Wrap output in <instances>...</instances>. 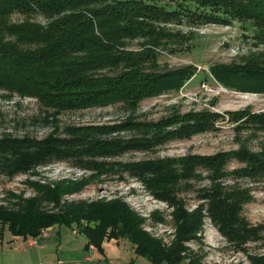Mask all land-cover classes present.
<instances>
[{
    "label": "trees",
    "instance_id": "obj_1",
    "mask_svg": "<svg viewBox=\"0 0 264 264\" xmlns=\"http://www.w3.org/2000/svg\"><path fill=\"white\" fill-rule=\"evenodd\" d=\"M234 21L249 22L250 30L264 41V0H0V92L35 98L48 122L66 111L112 104L135 111L143 100L178 91L200 72L191 66L158 68L156 48L172 44L171 50L178 49L176 42L183 36L169 26L157 30L155 25L188 22L197 27ZM135 40H146L150 46L136 50L131 47ZM248 57L239 64L211 66L210 72L204 71L205 79H216L231 90L264 92V54ZM224 115L211 109L176 111L157 122L131 119L117 126H68L65 136L57 130L44 137L3 133V176L36 174V168L55 161H70L92 174L47 183L28 180L34 192L31 196L8 191L0 203V227L14 235L38 237L53 225L75 226L85 234L88 245L101 252L105 239L128 238L136 253L153 264H206L187 243L199 239L207 218L232 241L259 237L242 215L244 203L252 199L250 189L236 180L264 179V150L241 145L215 154L127 162L113 159L217 130ZM227 115L264 129V111ZM128 129L141 133L129 138L113 136ZM233 162L244 165L229 170ZM203 173L210 184L198 192L201 204L188 211L180 191L192 188V181L202 179ZM111 174L136 178L156 199L175 207L172 241L150 233L144 227L147 219L123 197L69 199L89 185L91 178ZM229 178L235 181L226 185ZM159 220L164 221L163 217Z\"/></svg>",
    "mask_w": 264,
    "mask_h": 264
},
{
    "label": "rangeland",
    "instance_id": "obj_2",
    "mask_svg": "<svg viewBox=\"0 0 264 264\" xmlns=\"http://www.w3.org/2000/svg\"><path fill=\"white\" fill-rule=\"evenodd\" d=\"M38 18L45 21L43 17ZM14 19L17 20L18 17L15 16ZM249 25V22L240 21H234L230 25L209 23L197 27L188 22L182 25H155L157 30H160V26H169L174 32H179L183 36L176 42L178 49L171 50L172 44L170 47L156 48V51L160 52L158 68L167 70L191 66L196 67L200 72L194 80L186 83L178 91L166 92L143 100L135 111L127 110L121 104H112L78 111H66L61 113L56 120L50 118L48 122L45 119V112L35 98H22L0 92V136L3 133H12L16 136L29 134L44 137L55 130L59 135L65 136L66 133L63 130L68 126L91 124L117 126L131 119L138 122H157L176 111L185 113L191 110L211 109L225 114V117L218 121L217 130L197 134L186 140H175L153 151L128 152L113 160L127 162L186 154H215L223 150L238 149L241 145L248 146L252 151H263L264 129L245 123L243 121L245 118L234 121L227 115V112L248 110L251 113L263 112L264 92L231 90L216 79H205L204 74V71L210 72L211 66L239 64L243 63L245 57L249 59L248 56L253 53L264 54V41L250 30ZM131 44L132 48L140 51L144 49L145 44L150 46L146 40H135ZM139 132L128 129L120 133L115 132L113 136L121 135L129 138ZM243 165L233 162L229 170ZM36 172V174H20L14 178L0 174V203L5 202L8 191L15 194L24 191L26 196L33 195L34 192L28 180L47 183L62 179L90 177L92 174L91 171L77 168L70 161H55L48 166L36 168ZM90 181L91 183L81 192L70 196L69 199L95 200L123 197L147 219L144 227L150 233L161 237L166 242L173 240L175 207L169 202L156 199L142 182L128 174H124L123 177L119 174H111L91 178ZM234 181L233 178H229L225 184H233ZM236 181L242 188L250 189L252 199L244 203L242 215L248 227L257 229L259 237L244 242L232 241L207 218L203 230L198 233L199 239L187 243L191 251L201 256L203 263L264 264V179L238 178ZM209 184L206 173H203L202 179L192 181V188H184L180 191V198L184 201L188 211H192L201 204L198 200V192ZM160 217H163L164 221L159 222ZM54 226L70 230L72 228L81 232L77 227L68 225H53L48 229H53ZM45 232L41 234L44 235ZM117 240L115 238L105 239L102 248H109L110 244L116 246L119 243L122 253L127 251L129 262L136 264L135 261L139 257L153 264L148 258L136 253L128 238Z\"/></svg>",
    "mask_w": 264,
    "mask_h": 264
},
{
    "label": "crops",
    "instance_id": "obj_3",
    "mask_svg": "<svg viewBox=\"0 0 264 264\" xmlns=\"http://www.w3.org/2000/svg\"><path fill=\"white\" fill-rule=\"evenodd\" d=\"M45 230L38 237H23L0 227V264H134L128 261L126 250L122 253L119 243L100 252L76 229L54 226ZM135 263L149 264L139 257Z\"/></svg>",
    "mask_w": 264,
    "mask_h": 264
},
{
    "label": "built area",
    "instance_id": "obj_4",
    "mask_svg": "<svg viewBox=\"0 0 264 264\" xmlns=\"http://www.w3.org/2000/svg\"><path fill=\"white\" fill-rule=\"evenodd\" d=\"M44 232V230H42V232L41 233H43Z\"/></svg>",
    "mask_w": 264,
    "mask_h": 264
}]
</instances>
